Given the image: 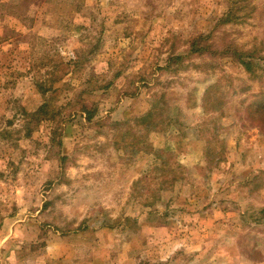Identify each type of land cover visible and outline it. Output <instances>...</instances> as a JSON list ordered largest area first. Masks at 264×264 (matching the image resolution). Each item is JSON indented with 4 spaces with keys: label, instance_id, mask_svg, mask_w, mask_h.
I'll use <instances>...</instances> for the list:
<instances>
[{
    "label": "rangeland",
    "instance_id": "1",
    "mask_svg": "<svg viewBox=\"0 0 264 264\" xmlns=\"http://www.w3.org/2000/svg\"><path fill=\"white\" fill-rule=\"evenodd\" d=\"M0 264H264V0H0Z\"/></svg>",
    "mask_w": 264,
    "mask_h": 264
},
{
    "label": "trees",
    "instance_id": "2",
    "mask_svg": "<svg viewBox=\"0 0 264 264\" xmlns=\"http://www.w3.org/2000/svg\"><path fill=\"white\" fill-rule=\"evenodd\" d=\"M249 56H250V55H249ZM247 58H248V56H247ZM243 64L247 65V67H248L250 64H252V61H251V63H250V61H248V62L243 61Z\"/></svg>",
    "mask_w": 264,
    "mask_h": 264
}]
</instances>
